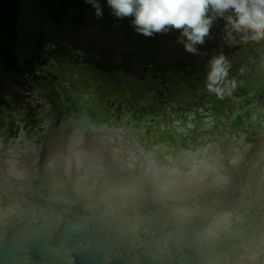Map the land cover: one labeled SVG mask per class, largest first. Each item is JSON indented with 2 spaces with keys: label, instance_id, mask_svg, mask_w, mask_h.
Returning a JSON list of instances; mask_svg holds the SVG:
<instances>
[{
  "label": "rangeland",
  "instance_id": "1",
  "mask_svg": "<svg viewBox=\"0 0 264 264\" xmlns=\"http://www.w3.org/2000/svg\"><path fill=\"white\" fill-rule=\"evenodd\" d=\"M227 15H230V13L226 14V16ZM228 27L229 25L226 18H217L212 26L210 37H207L204 43V46L206 48L203 47L204 49L197 54L187 52L183 46H180L182 44L178 42V37L175 36L174 32H169L158 49H154L152 54L154 56V60L152 61L149 56L143 55L138 40L134 39L133 37L123 36L111 31H100L99 29L94 27H88L87 29L81 30L64 27L61 32H55L52 29L48 30L46 34L48 42L45 44L43 53L40 58V61H44L45 65L43 64L44 66L42 65L39 67L35 66L37 69V71H35V76L37 77L35 81H33L34 73L30 72L28 74L27 72V67H30V65H28L29 62L27 58V51L19 53L20 60L23 63L24 71L21 75H18L17 83L11 80V77H9L4 72L0 73V85H2L0 87V128H2L0 129V143L2 144L4 139V135L2 133L6 132V129L11 128V126L14 124L13 120L8 115L9 113L5 112L7 110L5 104L12 105L17 109V111L15 110L17 114L19 113L20 115H24L22 116L23 119H25L24 121H27L30 124H35L36 119L39 116V118H41L47 115L46 112H48L49 107H53V104L51 103L52 99H50V97L53 96L51 85L49 83L48 85H46L47 83L43 81L44 77L41 78L40 76H45V79L47 77H50V79H54L55 75H59L61 71L72 73L73 76L75 75L74 77H76V79L74 80L73 84L79 85L78 89L73 88V91L81 90L83 91V93H87V95L83 94V96L86 97L84 99V109H88L92 107V105H94L92 103L90 104L89 101H91V98L93 100H96L93 96V94H96V90H94L95 86L88 87V85H86L83 81L90 80L91 78L94 79V76H96L99 79V81H97V86L99 83L100 85L108 86L109 83L124 85L128 84L129 82H139L141 81V79H143L147 80L150 83V86L148 85L149 90L145 92V98L142 100V102H140V99L135 102L137 104V107H143L144 109H148L149 107H151L152 109H155L157 110V112H161L166 116V114L173 115L175 107L177 108L183 106L184 103L192 104L201 101L210 106L207 110L200 109V107H198V109H200L199 112L202 113V117L200 118L201 123H198L195 118V111L197 110V108L187 111L188 116L193 117V124L191 125L189 123V125L192 128H198L199 126L203 128H211V132H209L206 137L208 139H210L211 135L214 139L221 137L222 135H220L219 132L217 133L215 127L223 131V126L220 121L222 119L226 121L227 117L226 114L221 113L222 111H219L217 108H215V105L224 107L228 100H226L225 97L222 104H215L214 102H211V96L215 95L216 93L220 94L225 91H230L233 88V79H235L236 75L239 74L240 69H246V65H248L250 61L257 59V57L259 56H263L262 61H264V40L245 41L241 38L242 34L234 33L232 42L227 43L226 29ZM73 42L79 43L80 47H71V43ZM175 45H179L180 49L178 48L179 46ZM221 54L224 55L227 60V70L222 79L219 80L214 86L220 89V91L217 92L209 90V88L207 87V65L214 56H219ZM174 59H176V61L180 60V62L174 63ZM79 75L82 78L77 77ZM77 78H79V80ZM105 88L106 96L108 92L112 97L117 95L115 92L116 89H108L107 87ZM259 91L261 92L257 95L258 97L255 98L251 96V99H249L250 101L248 103H244V99H241L240 101V104H242L241 107L243 109V113H245L247 116H249L250 114L248 115L246 111H248L249 113L253 112L254 109L252 110V108L255 107V104H261L262 102V100L259 99L260 97L264 96V90L261 89ZM127 94L128 96H132L127 91V93L123 92L121 94V97H127ZM169 96H173V98L170 99ZM47 98L49 99L47 100ZM65 98L67 100V96H65ZM116 101V110H119L120 106L123 105L126 108V110L124 109V107L121 108L122 113H120L118 117H114L112 110L110 111V108H104L102 101V103L97 100L95 102V105L101 108V112L98 113L101 119L107 122L106 126L108 127V129L112 130L114 128V135L111 137V141L108 143H103L106 144V146L110 149V147L115 146L120 141L122 143L124 141L123 139H127L132 143L130 147L137 146L133 144L140 141H145L146 138L143 130L141 131L140 129H138L140 128L138 125L142 124L146 127V125L143 123V118L140 119V117L136 116L134 117V120L132 115L134 112L131 113L130 111H127L129 108L134 109L135 105L133 104L132 99H129V102L127 101V99L123 101L122 99H117ZM109 102L110 101L108 100V103ZM108 103L106 101L107 105ZM262 106L264 105L258 107L259 112H262L261 116L256 117L255 119H251L249 122H251L252 124L259 123V126L260 123H264V107ZM68 107H70L69 110L72 117L75 116L76 112L79 113L78 110L73 107V105L70 104V106ZM14 108H12V110H14ZM220 108L225 110V108ZM246 115L245 117L247 118ZM175 119L177 120L176 117ZM74 120L77 119L74 118ZM160 123H162V120L159 121V124H156V130L159 128L160 130L163 129L165 131V125H163L162 127ZM195 123H198L199 125L196 124L195 126ZM68 125H72L71 118H68L65 122V126ZM75 129L84 130L83 127L72 126L69 128V130L72 131H74ZM85 132L86 130L83 133L85 134ZM133 133L135 134L134 139L132 138V136H130ZM23 134L27 136L25 132H22L16 137L8 138V144L11 145L10 149L12 151H19L22 149L25 150L24 148L27 145H30V142H28L26 137H23ZM164 134H166V132ZM126 135L128 136L127 138H125ZM238 135L239 131L237 132L236 136H234V138H238ZM122 136L123 138H121ZM103 139L105 140L107 139V137L105 136ZM235 142L236 141L233 142V145L235 144ZM210 143H212V145H215L214 141H210ZM145 144L140 148L147 149L149 144ZM220 146L222 152L224 149L225 153L223 152L218 155V157H220L219 163L220 168H222L225 172L227 182L222 186H219L220 184H217V187L219 186V188H215V191H211V196L217 199H215L216 201L215 203H213L214 206L210 208H204L206 209L204 214L212 216H236L239 214V212L251 213V211H245L244 209L239 210V161L242 158H239V154L241 153L236 152L239 151V143L238 147H235V150H233L232 153L229 152L231 151L229 150L231 149V147L229 146V142L220 141ZM158 149L161 150L160 147ZM212 149L213 148H211V150ZM171 152L170 149H167L166 147H162L160 154L156 155L154 153L144 152L142 161L145 165H149L151 159H155L157 160V172L167 171L169 166H174L171 158L174 153ZM136 155L137 153H134L133 149L129 148L127 154L125 156L123 155L121 158L131 159L132 161V159H134ZM94 158L95 157L89 158L92 159L94 163H92L93 165L90 164V166L87 165V167L92 168V172H95V170L97 171L98 168H101V170H103V164L99 167L96 166L98 165V161ZM115 161L118 160L116 159ZM78 162L79 166H77ZM94 164L96 165L94 166ZM28 165H26L24 168L26 172L28 171V173L26 174L34 175L35 168H31L30 165ZM82 167L83 165L81 161L77 160L75 161L72 169L77 171ZM261 168L264 169V160L262 161ZM46 174L45 177L47 176ZM80 175L84 176L83 173H81ZM204 176L206 177L208 175L205 174ZM19 179L20 178L18 177L16 181H19ZM43 182L44 181H42L41 183ZM224 200H227L230 203H226ZM154 213L156 214V212ZM207 218L210 217L207 216ZM234 218L236 217H229L228 220L235 221L236 219ZM225 223H227V220L225 221L224 219L217 225L218 230L215 227H212V230H209V232L212 231L215 234L223 227ZM231 224L232 222L229 225ZM243 225V228L238 229L240 244L249 242V235H251L255 243H260V241L263 240L264 236L263 234H261L257 227L258 222H255L254 219H250L248 222L244 220ZM21 226L23 228H27L26 226L28 225H25L24 223L18 225V227H16V233H18V235H21ZM253 226H255V230H250ZM26 230L29 231L28 228ZM233 230L235 229L233 228V225H231L228 231ZM8 231L9 230H7V232ZM113 234H115L116 240H119L120 233ZM107 239L110 243V237H108ZM108 241L106 240L103 243L106 250H108L109 248ZM120 241L123 243V239ZM193 242L196 243V241ZM227 244L229 243L227 242ZM210 246H215L214 248H221V241L211 243ZM40 251L48 253L47 256H51L50 254L52 253V248L46 247L44 249H40ZM81 254L84 255V260L88 259L89 257V262L97 264L95 255H87V253H80L78 255ZM13 255L20 256L19 251L15 250L13 252H8L6 256ZM27 257L30 258L28 254ZM123 258L119 257L118 263L123 264ZM30 261L31 258L28 259V262ZM251 262H255V260L252 259Z\"/></svg>",
  "mask_w": 264,
  "mask_h": 264
},
{
  "label": "water",
  "instance_id": "2",
  "mask_svg": "<svg viewBox=\"0 0 264 264\" xmlns=\"http://www.w3.org/2000/svg\"><path fill=\"white\" fill-rule=\"evenodd\" d=\"M262 57L263 56H259L257 59L250 61L249 64L246 65V69H240L236 78H232L234 80L232 81L233 91H225L222 95L215 94L212 95L213 97L211 96V102L215 104H222L224 102L223 99L226 97L228 103L224 105L225 110L216 105L215 108L231 116L232 121L236 123L235 130L240 131V136L242 138L239 142V149L243 148L244 158L239 162V210L244 209L245 211H251V213L242 214L246 217L247 214H250L249 216L251 219H254L255 222H258L256 220L259 216L262 218V212L258 211L257 207L251 204V199L253 195L257 193L254 191L257 181L255 178V171L261 169V164L264 160V123H260V126L259 123H245V113H243L242 104H239V100L244 99V103H248L251 96L257 98V95L261 92L259 90H264V61H262ZM74 76L72 73L61 71L59 75H55V78L51 82L54 93L52 96L53 107H51L47 113L49 117L45 128L39 126L38 123L35 124L38 130L35 145L38 146L37 153H33L32 156L36 159V173L30 177V181H16L14 177H8L0 168V174L5 176V178L0 177V207L2 211H4L0 214H2L4 218L5 233L7 235V230H9L11 226L14 225L18 227V225L23 223L28 225L26 227L29 229V231H27V228L21 226V235H18V233L15 234L14 247L5 249V257H8L6 256L8 252L18 250L21 257H27V254L30 256L31 261L28 262L27 260L26 264H68V262L69 264H94L89 262V257L84 260V255L78 254L87 253V255L91 254L96 256V252L98 251L97 245H103L106 240L108 241L107 238L110 237V243L108 241L109 248L102 253L103 255L113 257V259L109 261V264H121L118 263L119 257L123 258L128 256L138 257L136 264H154L152 257L155 255L179 259L184 261L185 264H264L262 261L247 262L243 248L240 245L239 247L235 246L240 242L238 229L243 228L245 219L238 220L236 222V227L233 226L235 229L233 231H228L233 224H227L215 234L210 233L207 226L210 222L209 220L213 217L212 215H202L201 218H196L189 223L175 221L172 219V214L170 212L164 211V208L162 209L164 202L159 199H153V195H151L149 191H146V198L144 202H142L140 210L136 208L132 211V214H136L137 211H139L138 216L132 217L126 216L129 214L128 210L123 211L122 216L119 214L122 211L119 210H117L118 213H112L101 206L85 207L81 198L73 197V199H71L72 196L70 193L65 194L69 195L70 198L69 196H63L62 198L52 199L53 196L50 197L49 194L44 192L45 198L40 199L39 189L41 188V182L47 172V170L44 169L46 160L53 155L60 154L53 153L54 149L63 146L65 143L68 145L71 141V133L68 132V134H70L68 139L64 131H67L73 124L64 127V129H62L63 133L54 126L58 124L62 104L67 105V102L62 103L60 95L67 96L69 104H71L76 97L77 93L73 91L71 86L76 79ZM77 77H80V75ZM77 79L79 80V78ZM83 82L88 85V87L95 86L94 90H96V94H93L94 99L100 103L103 102L104 106L110 107L114 117H118L119 114L122 113L121 108L124 107L126 110L124 105L120 106L119 110H116L117 107L114 105L116 102L113 103V106L106 104L108 96L105 94L106 88L103 85H101L100 88L91 80H85ZM131 95H133V93H131ZM169 98L172 99L173 96H169ZM109 99L113 100L112 98ZM262 99H264V96L259 100ZM133 104L135 105V114L138 115L140 119H144L143 122L145 125H147V122H151L153 126L155 123L159 124L157 119L160 117L162 120L160 125H162V127L165 125V128H169L170 124L179 127L186 125V106L175 107V111H178L179 117L177 120L171 122L170 119H173V115L166 114V116H164L163 113L157 112V110L151 107L144 109L143 107H137L135 102ZM199 104L200 109L205 110L210 106L201 101ZM200 109L198 110L200 111ZM78 112L81 113V110L79 109ZM201 115L202 113H195V118L198 123H201ZM74 117L76 119V116ZM198 123H195V126ZM200 127L201 126L198 128ZM198 128H196L194 132H199V134H201L202 131L204 133L211 132V128L202 130ZM85 129L86 132L90 133L91 129L89 125H87ZM192 129L193 128H190L189 130ZM144 131L148 135L149 128L144 127ZM167 132L168 134H165L166 141L172 142L174 133L171 130H166V133ZM2 134L4 135L3 138H5L6 134ZM62 135L64 141L60 142V137ZM55 136L58 138L54 139ZM90 139L91 138L88 137L86 140H83L85 141L84 143H86L84 147L86 152L90 151V145L88 144ZM223 141L229 142L227 138H223ZM181 142V145L184 144L183 140ZM8 143V140L4 143L2 142L0 152L3 151V148H5ZM229 146L231 147L230 142ZM224 151L223 149V152ZM217 153L221 152L217 151ZM59 162L60 163L57 162L58 164L56 165L58 170L62 169L61 161ZM0 165H2L1 159ZM248 177H250V179H248ZM251 178L254 179L252 189L248 187L247 190L242 192L240 186L243 181L252 180ZM18 187L22 188L18 189ZM225 202L230 203L227 200ZM262 204V211H264V202H262ZM145 207L151 208L152 212H156V214L153 217L146 216L142 213V209ZM207 216L210 218H207ZM230 217L237 216L230 215ZM118 221L136 225V235L139 246L133 247L129 245L127 238H121L120 234L119 240H116L115 234L113 233H119L117 228ZM245 221L248 222L247 220ZM260 224L263 227L258 229L261 234L264 235V217ZM122 239L123 243L120 241ZM191 240L196 241V243ZM216 241H221V248L210 246L211 243ZM227 242L229 244H227ZM46 247L52 248L51 256H47L48 253L40 251V249ZM239 254H242L241 256L243 257L239 256ZM4 264H11V261L5 259Z\"/></svg>",
  "mask_w": 264,
  "mask_h": 264
},
{
  "label": "bare ground",
  "instance_id": "3",
  "mask_svg": "<svg viewBox=\"0 0 264 264\" xmlns=\"http://www.w3.org/2000/svg\"><path fill=\"white\" fill-rule=\"evenodd\" d=\"M78 85L79 84H71L72 88L74 89H78ZM74 92L77 94L71 105H73L76 110L80 109L81 113L76 112L75 116L77 120H74L75 117L70 115V107H68L70 104H62V108L59 113L58 124H56L54 127L63 133L62 129H64V127H68L65 126L66 120L71 118L72 124H75L73 126L83 127L84 130L75 129L72 131L68 129L67 131H64L68 139L70 135L68 132L71 133V141L68 143V145L65 143L63 146L54 149L53 153L60 154L53 155L46 160L44 169L47 170L48 175L46 174L47 176L43 178L44 182L41 183V188H38L40 199L45 198L44 192L49 194L50 197L53 196L52 199L69 196L65 194L70 193L72 196L71 199H73V197L81 198L85 207L101 206L108 212L112 213H118L117 210H119L122 211L119 213L122 216L123 211L128 210L129 214L126 216L132 217L138 216L139 211H137L136 214H132V211L136 208L140 210V206L146 198V191H149L151 195H153V199H159L164 202L162 207V209H165L164 211L169 212V208L180 209L176 215L171 213L172 219L186 223H189L196 218H201L202 215H205L204 213L206 209L204 208H210L214 206L213 203H215V199L217 198H213L211 196V191L215 188H219V186H222L227 182L225 172L222 168H220V157H218L220 153H217V151L223 153L221 150L220 141H223V138H227L231 143V149H229L231 151L229 152L232 153V151L235 150V147H238L237 144L242 138L240 136V131L238 138H234L238 131L235 130L236 123L232 121L231 116L226 115L227 120L224 121V119H222L220 121L223 126V131L215 127L217 133L219 132L220 135H222L217 139H214L212 135V138L211 136L210 139L206 138L208 133H204L203 131L201 134H199V132H194L196 128L189 130L192 128L189 123L191 125L193 124V117L188 116L186 111V125L179 127L170 124L169 128H166L167 131L171 130L174 133V139H172V142L166 141V136L164 134L166 130L164 131L162 129V131L159 128L156 130L155 127L157 123H155L153 126L151 122H147L146 127L149 128L148 135L144 131L145 126L143 124L138 125L140 127L138 129L141 131L143 130L144 135H146L145 141L137 142L133 144L137 146L130 147L132 143L127 139H123L124 141L122 143L120 141L118 144L110 147L109 149L103 142L108 143L111 141V137L114 135V128L109 130L106 126L107 122L101 119L99 116L98 112H101V108L95 105L96 100L91 98V101L89 102L90 104L92 103L94 105L88 109H84V99L86 97L83 96V94L87 95V93H83L81 90ZM60 99L62 103L67 102L65 96L62 94L60 95ZM240 101L241 99L239 100V104ZM261 105H264V99H262L261 104H255V107L252 108V110L254 109L253 112L249 113L245 110L248 115L250 114L249 116L245 114L247 116V118L244 116L245 123H248L251 119L261 116L262 112H259L258 110V107ZM220 107L224 108L223 106ZM104 108L107 109L110 107L104 106ZM111 110L112 109L110 108V111ZM221 113L225 114L223 111ZM178 115V112L174 111L172 116L173 119H170V121L173 122L176 120L175 117L178 119ZM136 116L139 117L136 114L133 115L134 120V117ZM48 117L49 115L47 114L41 117L40 121L38 119L37 123L39 126L45 128ZM157 121H161V118L157 119ZM86 124L89 125L91 130L90 133L85 132L84 134L83 132L87 127ZM249 124L252 123L249 122ZM198 129L202 130L209 128L200 127ZM37 132L38 130L36 126L34 130L29 131L28 133L25 132L28 136L27 140L30 142V145H27L24 148L25 150H23L21 147L22 150L12 151L10 149L11 145L7 144V146L3 148V151L0 152V158L1 160L3 159L0 168L8 177L12 176L15 177V179H18L19 177V181H29V177L32 175H27L26 173H28V171L26 172L24 170L25 166L28 164L31 168H35L36 173V159L34 156H32V154L37 153L38 145H35ZM166 134H168V132ZM63 135L60 137V142L64 141ZM56 136L54 139L58 138ZM105 136L107 139L104 140L103 138ZM130 136H132L133 139L135 138L134 133ZM88 137L91 138L90 142L88 143L90 145V151L86 152L84 149L86 143H84L85 141L83 140H86ZM127 137L128 136L126 135L125 138ZM121 138H123V136ZM182 140L184 144L181 145L180 142ZM210 141H214L215 145H212ZM234 141L236 142L233 145ZM145 143L149 144L148 148H140ZM1 145L2 144L0 143V146ZM159 147L161 150L162 147H166L167 149H170V152L172 151L171 153H174L175 155L171 157L174 166H169L167 171L157 172V160L155 159H151L149 165H145L142 161L144 152L154 153L155 155L160 154L161 150L158 149ZM127 148L133 149L134 153H137L136 157L132 159V161L131 159L121 158L123 155L125 156L127 154ZM211 148L213 149L211 150ZM236 152L241 153L239 154V158L242 157L240 159V161H242L244 158L243 148ZM92 157H95L94 159L98 161V165L94 164V166L96 165L99 167L103 164V170L105 171L101 170V168H98L97 171L95 170V172H92V168L87 167V165H93V160L89 159ZM116 159L118 161H115ZM77 160L81 161L83 167L75 171L72 169V167ZM56 161L58 163L61 161L62 169L58 170L56 168V165L58 164ZM77 166H79V162L77 163ZM81 173H83L84 176L80 175ZM204 173L208 176L205 177ZM149 174L151 175L149 176ZM0 177L5 178V176L1 174ZM250 177H248V179H250ZM255 178L257 181L255 183L254 191L257 193L253 195L251 204L256 206L258 211L262 212V218L259 216V218L256 220L261 222L264 217V211H262V202H264V169L255 171ZM251 179L252 180L243 181L242 185L240 186L242 192L247 190L248 187L252 189L254 179ZM217 184L220 185L217 187ZM20 188L22 187H18V189ZM3 212L4 211H2L0 207V213ZM142 213L150 217H153L155 214L152 212V209L148 207L142 209ZM236 216L237 217L234 218L236 219L235 221H229V215L213 216L209 220L210 222L207 226L208 231L212 230V227L217 229V225L224 219L225 221L227 220L228 225L232 222L234 227H236V222L240 219H245L247 221H249L248 219H251L248 214L246 217L240 212ZM260 222L259 225H257L258 228L263 227ZM227 223L224 225H227ZM250 230H255V226H253ZM210 233L213 232L211 231ZM248 237L249 242L244 244H240V242H238L235 246L239 247L240 245L243 248L247 262H251L252 259H254L255 262L262 261L264 263V238L262 237L263 240H261L260 243H255L251 235ZM241 255L242 254H239V256Z\"/></svg>",
  "mask_w": 264,
  "mask_h": 264
},
{
  "label": "clouds",
  "instance_id": "4",
  "mask_svg": "<svg viewBox=\"0 0 264 264\" xmlns=\"http://www.w3.org/2000/svg\"><path fill=\"white\" fill-rule=\"evenodd\" d=\"M86 3L92 5L98 19L103 17L98 0ZM106 6L118 20L130 18L131 27L143 36L178 31V42L192 54L210 37L217 18L228 22L227 43L232 42L234 33L242 34L245 41L264 40V0H106ZM207 69V87L220 91L214 86L227 70L224 55L214 56Z\"/></svg>",
  "mask_w": 264,
  "mask_h": 264
},
{
  "label": "trees",
  "instance_id": "5",
  "mask_svg": "<svg viewBox=\"0 0 264 264\" xmlns=\"http://www.w3.org/2000/svg\"><path fill=\"white\" fill-rule=\"evenodd\" d=\"M98 3L103 6L104 13L99 19L95 15V9L86 0H0V73L4 72L17 83L18 75L24 71L19 53L27 51L28 65L40 61L48 42L47 31L52 29L61 32L64 27L76 30L94 27L100 31L133 37L138 40L143 55L154 60V49H158L169 32L151 37L138 34L131 27L130 18L118 20L111 15L106 0H98ZM171 32L180 36L178 31ZM71 47L80 45L73 42ZM203 47L206 48L198 45L197 53ZM173 61L180 62L176 59Z\"/></svg>",
  "mask_w": 264,
  "mask_h": 264
},
{
  "label": "flooded vegetation",
  "instance_id": "6",
  "mask_svg": "<svg viewBox=\"0 0 264 264\" xmlns=\"http://www.w3.org/2000/svg\"><path fill=\"white\" fill-rule=\"evenodd\" d=\"M44 64V61H40V62H33L31 65H30V67H27V72H28V74L30 73V72H33L34 73V79H33V81H35L36 80V76H35V71H37V69H36V67L35 66H37V67H39V66H42ZM45 65V64H44ZM43 65V66H44ZM41 78L42 77H44L43 78V81L44 82H46L47 84L46 85H48V83L50 84V85H52L51 84V82L53 81V79H50V77H47L46 79H45V76H40ZM40 78V79H41ZM91 81H93V83L95 82V84H97L98 82L97 81H99V79L96 77V76H94V79H90ZM88 81V80H87ZM150 83L147 81V80H143V79H141V81H139V82H134V83H128V84H124V85H121V84H112V83H109L108 84V86L107 85H104L105 87H109L110 89H116L115 90V92H116V96H110V93L108 92V94H107V96H108V99L106 100L107 101V103H108V100L110 101L108 104L110 105V106H113V103L117 100V99H122V101L123 100H126L127 99V101L129 102V99H132V102L134 103V102H136L137 100H141L140 102H142V100L145 98V92H147L149 89H148V85H149ZM101 85H100V83L98 84V87H100ZM150 86V85H149ZM50 88V87H49ZM52 88V87H51ZM101 88V87H100ZM143 88V89H142ZM233 89V88H232ZM230 90V91H233V90ZM143 90V91H142ZM53 91V90H52ZM127 91L130 93V95H131V93H133V97L132 96H128V94H127V97L126 96H123V97H121V94L123 93V92H126L127 93ZM134 92H136V93H134ZM121 93V94H120ZM224 93V92H223ZM54 94V93H53ZM52 94V95H53ZM216 94H218V93H216ZM220 95H222V93H220ZM119 97V98H118ZM130 97V98H129ZM210 97V96H209ZM109 98H112L113 100H110ZM222 98V97H221ZM260 98H262V97H260ZM49 98H47V100H48ZM50 99H52V97H50ZM117 102V101H116ZM52 103V102H51ZM0 105H1V103H0ZM6 105V108H7V110L5 111L6 113H9L8 115L11 117V119L13 120V125L11 126V128H8V129H6L5 131L6 132H4V133H7L6 134V137L3 139V143L4 142H6L7 140H8V138H10V137H16V136H18L19 134H21L22 132H26V133H28L29 131H32V130H34V128H35V126H33V125H35L36 123H37V120L39 119V117L36 119V123L35 124H30L29 122H27V121H24L25 119H23V117L22 116H24V115H20L19 113L17 114L16 112H15V110L17 111V109L16 108H14L12 105H7V104H5ZM115 105V104H114ZM130 105V104H129ZM199 102L198 103H192V104H187V103H184V105L183 106H186V110L187 111H189L190 109H196V107H199ZM48 107V106H47ZM50 107H52V106H50ZM49 107V109H48V111L51 109ZM2 108V107H1ZM12 108H14V110H12ZM127 111H131V112H134L132 115H135V112L136 111H134V109L133 108H129ZM178 112V111H177ZM195 113H200L199 112V110H198V108H197V110L195 111ZM1 116H2V114H1ZM165 116V115H164ZM45 120V119H44ZM0 129H2V128H0ZM2 132V131H1ZM24 136L23 137H28V136H25V134H23ZM4 167V166H3Z\"/></svg>",
  "mask_w": 264,
  "mask_h": 264
},
{
  "label": "snow or ice",
  "instance_id": "7",
  "mask_svg": "<svg viewBox=\"0 0 264 264\" xmlns=\"http://www.w3.org/2000/svg\"><path fill=\"white\" fill-rule=\"evenodd\" d=\"M151 174H149L150 176ZM168 211L173 215H176L180 209L178 208H169ZM117 228L121 235V238H127L129 245L136 247L139 246V241L136 235V225L134 224H126L123 221L117 222ZM16 234V227L13 225L9 228V231L6 235L5 226H4V218L3 215L0 214V264H4L5 259L11 261V264H26V261L30 258L21 257L19 255H13L5 257V249L14 247V240ZM98 251L96 252V260L97 264H108L113 257L109 255H103L102 253L106 250L104 245H97ZM124 264H136L138 257L136 256H128L124 257ZM154 264H185L184 261L179 259H173L168 256L163 255H155L152 257Z\"/></svg>",
  "mask_w": 264,
  "mask_h": 264
}]
</instances>
